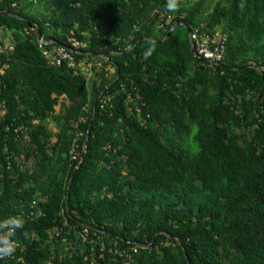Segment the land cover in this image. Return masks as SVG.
<instances>
[{"label":"trees","instance_id":"trees-1","mask_svg":"<svg viewBox=\"0 0 264 264\" xmlns=\"http://www.w3.org/2000/svg\"><path fill=\"white\" fill-rule=\"evenodd\" d=\"M0 28V221L25 222L0 264H264V0H0ZM73 41L88 81L44 55Z\"/></svg>","mask_w":264,"mask_h":264},{"label":"built area","instance_id":"built-area-1","mask_svg":"<svg viewBox=\"0 0 264 264\" xmlns=\"http://www.w3.org/2000/svg\"><path fill=\"white\" fill-rule=\"evenodd\" d=\"M190 43L198 60L210 64H220L223 61L226 53L224 42L213 45L212 38L194 31L190 34ZM39 44L43 46L45 43L43 40H40ZM81 47H85V44L73 41L71 49L59 47L54 51H45L44 55L50 59L53 65L62 66L65 64L68 69L73 70L76 74H80L88 81L92 73V63L86 61L76 63L74 58V53H78L77 51ZM8 50H13V48ZM0 51H2L1 48ZM81 237L83 239L86 238L85 235H81Z\"/></svg>","mask_w":264,"mask_h":264},{"label":"clouds","instance_id":"clouds-1","mask_svg":"<svg viewBox=\"0 0 264 264\" xmlns=\"http://www.w3.org/2000/svg\"><path fill=\"white\" fill-rule=\"evenodd\" d=\"M178 7V0H166V8L169 12H175ZM154 48L150 46L144 53L143 59L147 60L153 53ZM24 220L20 216H12L0 221V259L14 255L16 245L14 237L17 230L24 228Z\"/></svg>","mask_w":264,"mask_h":264},{"label":"rangeland","instance_id":"rangeland-1","mask_svg":"<svg viewBox=\"0 0 264 264\" xmlns=\"http://www.w3.org/2000/svg\"><path fill=\"white\" fill-rule=\"evenodd\" d=\"M214 1H216V0H214ZM211 9H212V4L209 6L208 10L206 11L207 13L204 14V16H203L204 19L208 17V13H210ZM174 25H173V28H174ZM223 30H224V27H221L218 29V33L220 36H223ZM0 38H1L3 44L5 45V47L7 49L13 48V42L11 41L10 34L8 32H4L1 28H0ZM44 43H45V41H44ZM100 66H101V68H105L104 65H100ZM60 110L61 109H58V113L60 112ZM50 129L53 132L56 131V128L53 125L50 126Z\"/></svg>","mask_w":264,"mask_h":264},{"label":"water","instance_id":"water-1","mask_svg":"<svg viewBox=\"0 0 264 264\" xmlns=\"http://www.w3.org/2000/svg\"><path fill=\"white\" fill-rule=\"evenodd\" d=\"M171 34H172V31L170 32L169 37L171 36ZM193 54H194V56H195V52H194V50H193Z\"/></svg>","mask_w":264,"mask_h":264}]
</instances>
